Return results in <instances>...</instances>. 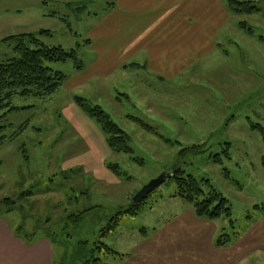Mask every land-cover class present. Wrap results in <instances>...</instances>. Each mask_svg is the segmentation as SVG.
<instances>
[{
  "label": "rangeland",
  "instance_id": "1",
  "mask_svg": "<svg viewBox=\"0 0 264 264\" xmlns=\"http://www.w3.org/2000/svg\"><path fill=\"white\" fill-rule=\"evenodd\" d=\"M251 1L259 10L239 14L224 0L228 13L217 16L216 52L197 74L159 84L160 92H136L128 100L125 94L133 88L119 76L92 77L87 84L73 60L47 62L67 76L66 83L44 96L16 94L0 111V199L35 202L10 212L0 204V219L25 238L46 216L57 222L63 210L99 206L78 227L66 220L63 234L54 225L59 233L54 258L64 264H85L92 256L103 264H264V0ZM117 2L0 0V61L14 54L15 40L8 37L34 34L46 46L76 49L80 60L89 62V31ZM242 21L254 34L239 27ZM75 96L109 113L129 135L132 152L113 151ZM110 164L118 165L119 174ZM178 167L209 180L229 200L232 216L198 217L171 178L143 199L136 214H122L116 228L101 236L113 215L135 204L143 186ZM29 189L35 192L30 200L18 198ZM82 190L87 200L81 195L76 201ZM224 233L232 240L218 246ZM81 241L105 242L118 255L103 248L91 255L88 248L81 250Z\"/></svg>",
  "mask_w": 264,
  "mask_h": 264
},
{
  "label": "crops",
  "instance_id": "2",
  "mask_svg": "<svg viewBox=\"0 0 264 264\" xmlns=\"http://www.w3.org/2000/svg\"><path fill=\"white\" fill-rule=\"evenodd\" d=\"M223 1L118 0L89 31L86 48L92 58L79 75L87 84L92 77L119 76L130 82L132 91H122L131 100L136 92H160L159 84L197 74L219 46L217 16L228 13ZM112 90L117 92L116 84ZM53 246L45 237L25 242L0 219V264H61Z\"/></svg>",
  "mask_w": 264,
  "mask_h": 264
},
{
  "label": "trees",
  "instance_id": "3",
  "mask_svg": "<svg viewBox=\"0 0 264 264\" xmlns=\"http://www.w3.org/2000/svg\"><path fill=\"white\" fill-rule=\"evenodd\" d=\"M231 9L236 13L251 14L259 10V7L255 2L230 0ZM239 27L246 30L250 35L254 34L253 29L247 24L246 21L239 23ZM48 32V31H43ZM14 39L15 47L14 54L6 57L0 61V111L10 105L11 98L18 94L27 96L30 94L35 95H48L55 92L60 86L67 80V76L54 70L47 65V62H58L73 60L75 62V68L78 71L84 69L85 65L79 58L78 51L72 49L70 51L65 50L61 46L49 47L41 43L34 34H21L8 37L6 40ZM75 101L81 107V109L91 118H93L101 129L106 133L107 142L110 148L118 153H130L132 149L129 146V135L111 118L99 105L89 104L85 98L81 96H75ZM17 107H12L10 110H16ZM147 128L149 126L144 124ZM195 150V147L192 148ZM183 154V153H182ZM218 157V156H217ZM220 158H216L215 161H219ZM109 168L116 174H119V167L116 164H110ZM177 184L178 195L181 196L188 203L192 204L195 213L198 217L206 218L209 220L219 219L223 216H232V207L229 200L214 187L210 185L209 180L199 181L193 175L185 174L184 170L180 167L176 169L175 174L172 177ZM208 185L209 189H205L203 185ZM71 191H75V188H71ZM33 190L20 191V199L30 200L34 196ZM81 195L87 200L88 193L84 190L80 194L75 196V200L78 201ZM73 199V198H70ZM4 212H10L14 210H23L26 204L29 208L34 207L35 202H29L24 204L20 203L18 199L12 196H6L0 199ZM144 204V200L140 204H133L129 209L119 211L113 215L109 224L105 229L101 230V236H105L106 232H110L118 225L121 215L124 213L136 214L140 207ZM99 206H88L86 209L80 211V213H67L63 210V217L57 222L52 221V217L46 216L42 225L35 224L28 236L23 238L27 243H33L40 237H45L50 242L55 243L58 232L53 229L54 225L61 226L60 234H63L66 228V220L74 221L76 227L81 225L84 221L86 213ZM259 207V206H257ZM264 208V205L262 206ZM67 213V214H66ZM40 221V220H39ZM230 223H234V219H230ZM24 224L22 225V227ZM226 236V237H225ZM232 237L225 233L220 235L217 239L218 246H226L231 242ZM100 244V246H98ZM81 250L88 248L90 254L95 253V249L105 251L112 255H118V252L112 249L107 243L102 241H95L88 243L87 241H81L79 244ZM94 246L93 249L91 247ZM89 256H85V259ZM91 260H88L85 264H103L102 260L97 256H92ZM91 261V262H90ZM64 264V262H61Z\"/></svg>",
  "mask_w": 264,
  "mask_h": 264
},
{
  "label": "water",
  "instance_id": "4",
  "mask_svg": "<svg viewBox=\"0 0 264 264\" xmlns=\"http://www.w3.org/2000/svg\"><path fill=\"white\" fill-rule=\"evenodd\" d=\"M176 169H171L169 171L163 172L157 178L151 180L148 184L143 186L134 196L133 201L135 204H140L141 201L146 198L148 195L156 191L162 184L167 182L173 177Z\"/></svg>",
  "mask_w": 264,
  "mask_h": 264
}]
</instances>
